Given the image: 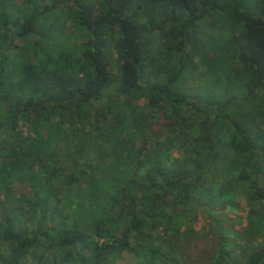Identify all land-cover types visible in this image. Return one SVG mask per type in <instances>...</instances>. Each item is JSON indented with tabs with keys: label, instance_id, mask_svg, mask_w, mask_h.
Returning <instances> with one entry per match:
<instances>
[{
	"label": "trees",
	"instance_id": "trees-1",
	"mask_svg": "<svg viewBox=\"0 0 264 264\" xmlns=\"http://www.w3.org/2000/svg\"><path fill=\"white\" fill-rule=\"evenodd\" d=\"M199 208L264 264V0H0V264H190Z\"/></svg>",
	"mask_w": 264,
	"mask_h": 264
},
{
	"label": "rangeland",
	"instance_id": "rangeland-1",
	"mask_svg": "<svg viewBox=\"0 0 264 264\" xmlns=\"http://www.w3.org/2000/svg\"><path fill=\"white\" fill-rule=\"evenodd\" d=\"M117 66L118 65L116 63L115 58H112V63L109 64V69L112 72H116ZM198 70H202V68L199 67L197 69V71ZM191 79L192 78L189 77L186 80L187 86H189V87L194 86L195 88L197 86H201V84H199L198 81H195V79H193V80H191ZM139 143H140L139 140H137V145H139ZM16 188L20 189V186L16 185ZM240 203H241V209L231 210V211H229L228 215H229L230 219L232 220L234 227L237 228V230H239L236 232V234H238V232H239L240 233L239 236H241L243 238H249L248 241L253 242L255 244L259 240L254 239L253 237H251V234L246 233L247 222L245 220L246 211L244 210L246 208V203L243 199H240ZM213 214H215V212H213ZM217 214H221V213H217ZM210 219H211V217L209 216V214H207L204 211V209L199 208L198 211L194 214V217L191 221L182 224V227L180 228V230H183V229H185V227L187 225H190L194 229V232H195V233H193L192 238L189 236L183 237V238L179 237V239L176 238L177 239L176 240L177 246L175 249H177V252L181 256L182 261L184 260V261H187L188 263L190 262V264L191 263L192 264H209L210 255H211L210 249L213 248V244L211 242L213 240L211 239L209 241L205 237L203 239H201V234L207 233V230L209 229V226H210ZM228 233L234 234V231L229 229V230H227V234ZM228 236L230 238H232V237L234 238L233 235H232V237L230 235H228ZM239 236H237V240L240 241L239 243L245 244L244 240L241 239V237L239 238ZM189 239H190V241H188ZM230 246L231 245H229V247ZM247 247H249V246H247ZM249 249H251V248L249 247ZM134 260L135 261L137 260L135 258V256L124 251L121 253L118 264H130ZM239 264H244V257H241V259H239Z\"/></svg>",
	"mask_w": 264,
	"mask_h": 264
},
{
	"label": "crops",
	"instance_id": "crops-1",
	"mask_svg": "<svg viewBox=\"0 0 264 264\" xmlns=\"http://www.w3.org/2000/svg\"><path fill=\"white\" fill-rule=\"evenodd\" d=\"M246 220V219H245Z\"/></svg>",
	"mask_w": 264,
	"mask_h": 264
}]
</instances>
